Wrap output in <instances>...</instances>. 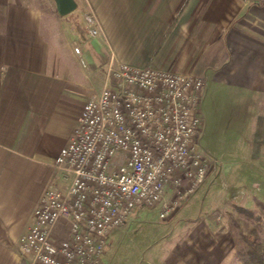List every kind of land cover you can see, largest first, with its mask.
<instances>
[{
	"label": "crops",
	"instance_id": "crops-1",
	"mask_svg": "<svg viewBox=\"0 0 264 264\" xmlns=\"http://www.w3.org/2000/svg\"><path fill=\"white\" fill-rule=\"evenodd\" d=\"M75 2L73 11L52 15L57 25L45 24L40 7L28 0H0V264H26L19 237L52 178L49 163L69 139L91 89L101 86L110 56L203 75L202 98L234 102L247 157L264 159V2ZM88 9L105 40L87 35L82 14ZM71 45L80 47L83 62ZM203 185L168 219L191 215L192 198ZM224 187L238 194L240 186ZM140 210L134 209L128 224ZM217 212L209 206L195 216H181L183 229L167 233L166 244L149 249L142 264H241ZM51 236L56 242L68 236L65 219L56 221ZM118 236L113 233L107 246Z\"/></svg>",
	"mask_w": 264,
	"mask_h": 264
},
{
	"label": "built area",
	"instance_id": "built-area-1",
	"mask_svg": "<svg viewBox=\"0 0 264 264\" xmlns=\"http://www.w3.org/2000/svg\"><path fill=\"white\" fill-rule=\"evenodd\" d=\"M82 17L90 37L106 39L92 10ZM73 51L83 62L80 47ZM205 87V77L193 71L110 56L101 86L91 89L49 163L52 179L19 237L26 264H100L111 235L127 226L134 209L157 208L160 218L178 209L216 169L217 158L199 137ZM60 218L68 236L56 242L51 231Z\"/></svg>",
	"mask_w": 264,
	"mask_h": 264
},
{
	"label": "rangeland",
	"instance_id": "rangeland-1",
	"mask_svg": "<svg viewBox=\"0 0 264 264\" xmlns=\"http://www.w3.org/2000/svg\"><path fill=\"white\" fill-rule=\"evenodd\" d=\"M28 1L40 7L45 24L46 21L54 19L52 15H61L53 0ZM52 21L59 25L57 20ZM73 46L71 45V51ZM224 99H216L214 102L202 98L201 101L203 124L199 131L200 143L208 153L217 158V163L215 171L204 180L203 189L192 198L194 206L192 205L191 215L179 213L175 218L168 219L176 209L168 217L160 218L156 210L142 208L139 217L131 224L127 223L123 230L116 232L118 239L115 237L106 246V252L101 259L104 264H142L148 257L146 253L149 249L166 244L167 233L183 229L178 222L181 216H195L203 213L209 206L211 211L220 210L217 214L223 216L222 221L225 224V212L231 210L234 204L255 209L264 220V159L252 160L247 157L248 148L242 141L244 127L239 125L237 108L234 102L227 101V97ZM224 184L230 188L240 186L238 194L233 190H225ZM228 196L229 199L224 200ZM253 197L258 199L259 204L251 200Z\"/></svg>",
	"mask_w": 264,
	"mask_h": 264
},
{
	"label": "trees",
	"instance_id": "trees-1",
	"mask_svg": "<svg viewBox=\"0 0 264 264\" xmlns=\"http://www.w3.org/2000/svg\"><path fill=\"white\" fill-rule=\"evenodd\" d=\"M233 250L241 264H264V220L253 208L234 204L225 212Z\"/></svg>",
	"mask_w": 264,
	"mask_h": 264
},
{
	"label": "water",
	"instance_id": "water-1",
	"mask_svg": "<svg viewBox=\"0 0 264 264\" xmlns=\"http://www.w3.org/2000/svg\"><path fill=\"white\" fill-rule=\"evenodd\" d=\"M56 10L59 14L64 15L76 8L75 0H53Z\"/></svg>",
	"mask_w": 264,
	"mask_h": 264
}]
</instances>
